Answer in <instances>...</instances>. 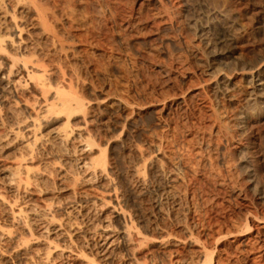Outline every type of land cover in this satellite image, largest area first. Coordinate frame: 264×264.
Returning <instances> with one entry per match:
<instances>
[{
  "label": "rangeland",
  "instance_id": "1",
  "mask_svg": "<svg viewBox=\"0 0 264 264\" xmlns=\"http://www.w3.org/2000/svg\"><path fill=\"white\" fill-rule=\"evenodd\" d=\"M24 3L16 20L54 69L46 75L51 89L83 102L68 120L60 115L39 131L84 127L91 144L85 154L93 152L87 158L106 173L97 187L83 186L69 152L77 139L70 148L53 145L39 161L59 166L67 158L71 174L61 184L67 188L49 182L44 197H70L80 186L76 192L87 189L97 200L94 213L129 228L131 241L96 264H203V251L211 264H264V136L256 134L264 127V78L255 73L264 60V0ZM41 19L50 27L40 36ZM19 80L21 89L6 93L0 106V135L15 120L11 109L17 119L33 116L51 97ZM135 166L147 185L136 183Z\"/></svg>",
  "mask_w": 264,
  "mask_h": 264
},
{
  "label": "bare ground",
  "instance_id": "2",
  "mask_svg": "<svg viewBox=\"0 0 264 264\" xmlns=\"http://www.w3.org/2000/svg\"><path fill=\"white\" fill-rule=\"evenodd\" d=\"M24 1L25 0H0V106L6 105L4 103L6 93L19 91L18 88L21 89L20 78H22L23 84L32 82L33 85L34 83V86L38 88L39 92L43 94L44 97H46L47 94L49 95V93L51 97L50 99L47 97L43 98V100L41 98L42 102L38 104L34 115L28 117L22 116L23 118L21 117V119H17L13 116V109L10 107L9 111L10 109L12 110L11 115L15 120L13 119L14 122L7 130H4L3 135H0V159L1 157L3 159L6 155L10 156L7 157L8 161L6 160V163L4 161V163L1 162L0 164V264H8L7 259L10 253L15 257L10 264H96L97 260H103L114 253L118 242L128 238L129 228L123 220L122 222L124 225H120V229L119 227L117 228L109 218L103 217L97 214V212L94 213V209H96L94 206L97 200L92 197L93 194L91 195L87 192V189L79 190V193L76 192L80 186L78 189L76 188V191L74 187V191L70 190V192H72L71 196L69 195L70 197H68V195L66 198H61V195L60 197H55L56 195L53 197L51 196L52 198L44 197L47 190L51 188L49 187V189H47V184L49 182L55 184L57 180L61 182L60 187L57 188L60 190L67 188L61 186V184L69 179L67 174H71L70 172L67 173V170H65L67 169V165L63 166L67 158L63 162H60L61 164L59 166H56L57 164L55 161V166L51 165L53 163L50 164L47 160V162L39 161V158L41 159L43 154L46 153V149L55 148L53 145L67 148L73 145V140L77 139V143L75 142L76 146L75 144L73 147L70 146L74 149H71L72 151L70 150L69 152H74L76 154H73L74 156L72 153L70 154V156L72 155V157H74L72 159L74 162L72 163H74V169L76 170L73 172L79 175V180L83 186L97 187L98 184L101 183L100 181L102 179L104 180L106 177V173L102 168L104 164L101 166L99 163H95L98 160L94 162L92 157L90 159L87 158L86 155L91 154V152L85 154L87 150L91 151V144L86 141L83 136L85 130H82L84 127L83 129L82 127L79 128L76 126V128H69L66 123H63L64 125L62 124L50 128L52 130L48 129L49 132L43 133L44 131H39L41 126L53 123L60 115H64L68 120V118L72 117L70 115L73 114V111L75 113V110L82 109L83 102L81 101L82 99L79 100L76 97L70 98L68 95H65L64 91H60L56 87L57 85L55 89H51L53 86L51 85V81H48L50 73H48V78L46 75L47 72L54 69H47L48 65L44 64L40 55L41 53L38 51V40H35L34 34H32V32H26L24 28L25 25L20 26L16 20L15 8L19 6L22 7L25 4ZM37 25L38 29H40V36L46 35L49 31L48 27L50 26H47V23L45 24L42 19L38 21ZM48 36H50V34H48ZM52 36L55 38V33ZM257 61H259V59ZM255 73L264 78V60L258 62ZM261 85V88L264 89V79ZM20 93L22 94V92ZM8 106L9 105H7V107ZM257 130V132L255 131L257 136L261 134L264 136V127ZM94 149L95 148H93V150ZM58 150L61 149L59 148ZM7 152L9 154H6ZM98 152L100 155V151ZM61 153L59 154L60 157ZM68 154L66 152L65 157L66 155L69 156ZM46 156L47 154L44 155L45 158ZM88 157H90V155ZM99 157H101V155ZM261 157L264 158V155ZM36 162L38 164L35 166L34 164ZM135 167L133 170L135 181L138 185H143L146 181V176L144 174V177L142 173L143 169L137 168L138 166ZM72 180L73 178L71 181ZM74 181H72L71 184H74ZM102 187L106 189L105 186ZM56 191L58 192L59 190ZM33 196H36L37 199L33 200ZM120 209L117 208V210ZM121 212L124 211L121 210ZM121 212H117V214L123 218ZM263 220L264 218H262V221ZM247 225L245 226L246 228L244 227L246 231L248 229ZM132 228H130V230ZM230 230L227 229V232H225L228 236L231 237L237 234V232ZM224 231L225 230H223V232ZM128 241L131 240L129 239ZM7 244L10 245L9 249L4 248V245ZM254 248L255 246H251L249 250H254ZM201 253L202 256H200V260L202 258V263L211 264V253L208 251H203ZM262 256L263 255L260 253L256 258H261Z\"/></svg>",
  "mask_w": 264,
  "mask_h": 264
}]
</instances>
